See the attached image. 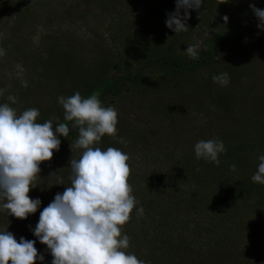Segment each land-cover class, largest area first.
<instances>
[{
    "label": "rangeland",
    "instance_id": "rangeland-1",
    "mask_svg": "<svg viewBox=\"0 0 264 264\" xmlns=\"http://www.w3.org/2000/svg\"><path fill=\"white\" fill-rule=\"evenodd\" d=\"M5 1H9L8 4L0 7V42H5L0 55V100L7 93L18 94L21 100L26 96L29 102L38 105L40 97L44 101L51 94L56 106L58 97L64 96V92H58L55 85L46 80L64 73L62 63L69 67L68 62L62 59L65 53L74 50L69 62L76 70L93 76V59L96 64L97 57L101 58L105 52L113 50L109 39L111 28H104L105 18L93 7L73 0ZM38 3L36 17L33 14L25 16L21 22L17 20V13L26 15L25 8ZM160 8H164V3L145 0L140 4L139 16L148 22L150 13L159 12ZM163 17L166 16L160 14L153 18V26L159 31L164 29ZM16 24L22 28V40L17 36L8 37ZM135 28L138 27L130 25L128 29L136 31ZM60 29L66 30L67 34H62L61 43L53 44L49 36L58 35ZM140 31L145 32H136L135 38L139 39L136 44L148 43L147 38L158 33L148 27ZM73 37H78L75 47L69 46L74 42ZM135 38H129L130 46L134 45ZM15 41L19 43L16 48L11 44ZM51 50L54 54L65 51L59 56H50L53 55ZM221 57H216L212 65L193 74L166 76L159 85L158 80L153 82L158 77L156 72H145L143 82L129 85L130 89L121 97L119 104L114 100L107 101L106 107L114 106L118 112L117 134L115 138L105 135L96 147L101 150L114 147L130 157L129 183L138 203L122 232L130 238L127 252L135 254L145 264H190L188 255L183 252L185 248L179 250L183 242L188 244V251L200 256L198 260L205 261L202 264H264V185L253 182L254 188L249 192H244L240 186L247 178L249 182L246 183L251 186L254 173L251 174L246 166L236 168V171L229 168V172L226 170L220 178L216 172L211 176L207 173L206 178L213 181L210 186H201L191 193L192 198L188 199L191 202L187 206H180V200L190 193L191 184L172 192L175 184H170L166 172L167 166L180 165L181 170L183 165L182 169L189 172L190 181L205 173L196 167L195 152L192 151L198 141L205 139V135L199 132L207 124L210 125V136L234 132L236 134L230 141L237 134L252 139L259 134L263 140L262 131L254 132L252 128L244 131L243 124L247 126L250 120H256V130L260 129L261 123L264 125V45L257 57L240 60L236 68L232 66V59ZM224 72L229 76L228 85L214 83L212 77ZM21 104H18L19 108ZM254 113L259 115L260 122L256 116L252 117ZM120 138L125 143H120ZM81 154L82 150L72 151L69 145L55 159L40 165V178L29 195L33 200L38 198L41 204L35 214L29 215V223L0 210V230L7 229L17 241L21 237L35 241L38 253L44 257L36 264H52L53 261L50 250L33 232L40 212L57 193H63L65 187L71 186L70 160L79 159ZM188 154L189 158H185ZM219 182L225 184L220 185ZM180 191L186 193L179 199ZM197 192H202V195L196 204L203 203L209 207L206 201L216 198L223 205L222 209L215 206L205 213L193 210ZM168 193L171 194L168 196ZM175 203L177 207L173 208ZM140 207L144 209L143 216H137ZM164 217L170 229L169 238H164V227H155ZM158 245L161 249L157 250Z\"/></svg>",
    "mask_w": 264,
    "mask_h": 264
},
{
    "label": "clouds",
    "instance_id": "clouds-1",
    "mask_svg": "<svg viewBox=\"0 0 264 264\" xmlns=\"http://www.w3.org/2000/svg\"><path fill=\"white\" fill-rule=\"evenodd\" d=\"M203 2L176 0V11L168 14L166 26L176 34L187 32L190 10L199 11ZM251 7L258 18V27L264 30V10ZM224 20L227 22L228 17ZM185 54L193 60L199 58L192 45H188ZM212 79L221 86L229 83L226 72ZM8 100L17 102L11 95ZM58 102L64 109L66 122L57 119L55 131L52 119L37 122L40 112L35 108L18 115L7 103L0 105V210L22 220L37 212L41 201L31 199L30 191L37 186L40 165L51 161L54 152L59 151L58 137H68L67 122H71L79 133L71 143V150H82V154L79 159L71 158V186L57 193L40 212L34 235L50 250L52 264H145L127 252L130 238L122 232L138 203L129 183L130 157L114 147L106 150L96 147L105 135L116 137V108L105 107L97 93L85 98L79 91L58 97ZM119 142L125 143L123 138ZM194 152L197 160L219 166V155L226 153V148L219 139L200 140L194 145ZM258 159V168L251 179L264 185V155ZM230 168L236 171L234 164ZM143 213L140 207L137 216ZM38 259L42 262L44 257L38 253L35 241L23 237L17 241L7 229L0 230V264H36Z\"/></svg>",
    "mask_w": 264,
    "mask_h": 264
},
{
    "label": "trees",
    "instance_id": "trees-1",
    "mask_svg": "<svg viewBox=\"0 0 264 264\" xmlns=\"http://www.w3.org/2000/svg\"><path fill=\"white\" fill-rule=\"evenodd\" d=\"M80 1L81 0H73L72 2L86 4L90 8L93 7L95 10L100 11L99 15L103 16V19L105 18V22H102H104V28H111L109 39L113 44V50L111 52H105L101 58L97 57L98 62L96 64H94L93 59L91 63L94 66L93 70L95 71L93 76L87 72L78 71L74 68L68 60V58L74 54V50H69L65 53L66 56L62 57V59H65L68 62L69 67L66 63H62L61 67L63 68L64 73L56 75L53 79L48 78L46 81L47 83L55 85L58 92L63 91L65 97L71 96L77 91H79L82 97L85 98L93 93H97L105 107L107 101L112 102L114 100L116 101V104H119V101L122 99L121 97L130 89L129 85L135 86L143 82V75L145 72H156L158 77L153 80V82L158 80L157 85H159L160 83H163L166 76L177 77L186 74H193L196 71L212 65L215 62L217 55H224L229 57L230 60L232 59L231 61L234 62L232 66L236 68L237 62H240V60H248L253 56L257 57L258 52L264 45V30L258 27V18L251 7L252 5H255L256 8L264 10V0H204L199 11L195 9L190 10L191 19L187 21L189 27L188 31L179 34H176L166 26L168 14L176 11V0H154L159 3H164V8H160L159 12H151V15L147 18L149 19L148 22L145 21L143 17L139 16L141 15L140 4L145 2V0ZM8 2L9 1L0 0V7H4ZM45 3L49 4L51 2ZM38 6L39 3L36 6L26 7L24 11L27 12V14L22 15L21 13H17V20L21 22L25 16L28 17L33 14L36 17L37 13L35 12V9ZM160 14L166 16L165 18L163 17L164 29L162 31L157 30L153 26L154 16H159ZM181 14H183V11ZM21 15L23 17H21ZM225 16L228 17L227 22L224 20ZM99 17L97 18L99 19ZM130 25L138 28L134 29L136 31H131L128 29ZM34 26L36 28V25H33L32 27ZM144 27H148L153 32L158 33L150 35L147 38L148 43L142 41L141 43L136 44L139 39L135 38V34L136 32L144 33L145 31H140ZM10 30H12L13 33L8 37L17 36L21 38V40L24 38L22 28L19 24L14 25ZM62 34L66 35L67 31L60 29L58 35H50L49 39L53 41V44L61 43L64 37ZM77 38L78 37H75L74 39L73 37L74 42L69 46L72 45L75 47L77 45V42H75ZM129 38H135L133 46H130V43H128ZM3 42H0V50H3L2 46H5V42ZM11 44H14L12 46L16 48V45L19 43L15 41ZM188 45H192L197 49L198 59L193 60L183 53L186 51ZM19 48L20 46L17 47V49ZM63 51L65 50H61L54 54V51L51 50L53 55L50 56H59ZM89 79H91L90 82L87 81ZM8 96H10L9 93L1 98L0 105L7 103L10 107L16 110L18 115L27 109L35 108L40 112L37 122L43 123L52 119L54 131L57 119L59 122H66L64 121V109L62 105L58 102L57 105L54 106L56 103L52 102L51 94L46 96L44 101L38 95L40 97V103L38 105L29 102V99L26 96H23L24 99L21 100L18 94L11 95L17 98V102L13 104L8 100ZM19 103H22L20 108L18 107ZM255 116L259 120V115L257 113L252 115V117ZM249 122L250 125L244 126L243 124L244 131H248L252 128L254 132L262 131V134L264 135V125H262V123L259 125L260 129L256 130L254 124L258 121L250 120ZM67 123L69 124V135L67 138L58 137L61 140L60 149L59 151L54 152L52 160L62 154V151L67 149L68 146L71 145V143H74L78 138V129L72 127L71 122ZM207 130H209L208 133H206ZM239 131L242 132L241 129ZM199 133L205 135L204 140H210L212 138L222 140L226 148V153L219 155V166L203 159L197 160L194 154L196 167L205 172H203V175L197 176L194 181H190L189 172L182 169L183 165H181V170H179L180 165H170L166 167L167 176L171 180L170 184H175V187L171 188L172 192L179 190L188 183L191 184L192 189L185 198L180 200V206H187L191 202V200L188 201L189 198H192L191 193L195 192L198 188L201 186H210L213 181L206 178L207 173L211 176L212 173L216 172L218 173V178H220L226 170L229 172L228 169L234 164L236 168L246 166L251 174H255L260 162L258 158L259 156L264 155V136L263 140H261L259 134H257L254 139L237 134L234 136L233 141H230L232 139L231 136L236 133H217L214 136H210L209 124L201 128ZM256 149L257 151H255ZM185 158H189V154L185 156ZM45 163L46 162L41 165ZM245 181L249 182L248 178L245 179ZM246 182L240 186L244 192H249L254 188L252 185L254 183L251 181L250 186ZM219 183L220 185L225 184L223 182ZM183 193L186 192H179V199L183 196ZM170 194L171 193H168V196ZM201 195L202 192L196 193L193 210H202V213H205V210H212L215 206L219 207V210L222 209L223 205H221L220 202H217L216 198L206 201L209 207L203 203L196 204ZM256 204L259 205L257 202ZM174 207H177V203L173 204V208ZM164 208L167 209V207ZM257 208L260 210L259 206H257ZM255 213L258 212L255 211ZM29 222L30 220L28 217L25 220V223ZM161 226L164 227V238H169L170 229L167 228L165 217L164 220L161 219V221L155 225L158 229H160ZM32 233L33 232L30 231V234ZM163 243L166 245L165 241ZM173 244L177 246L175 242H173ZM157 247V250L161 249V245H158ZM183 248L185 249L183 250ZM187 249L188 244L183 242V246L179 250H183L184 254L188 255L187 260L190 264L205 263L203 260H198V258H200L198 254H194ZM203 257H205V255H203Z\"/></svg>",
    "mask_w": 264,
    "mask_h": 264
}]
</instances>
